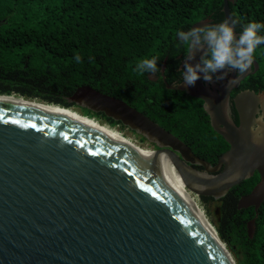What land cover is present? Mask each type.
I'll return each mask as SVG.
<instances>
[{
	"label": "water",
	"instance_id": "95a60500",
	"mask_svg": "<svg viewBox=\"0 0 264 264\" xmlns=\"http://www.w3.org/2000/svg\"><path fill=\"white\" fill-rule=\"evenodd\" d=\"M236 1L224 0V21L233 20ZM203 25L206 20L193 28ZM202 80L167 88L207 105L213 129L230 146L214 168L143 113L91 87L79 88L70 101L154 144L151 156L83 119L0 96V264H237L163 161L198 200H221L258 173L260 182L238 202V209L258 213L264 141L255 143L250 129L264 96H236L235 126L226 117L229 90L214 99ZM247 228L253 237L255 219Z\"/></svg>",
	"mask_w": 264,
	"mask_h": 264
},
{
	"label": "trees",
	"instance_id": "16d2710c",
	"mask_svg": "<svg viewBox=\"0 0 264 264\" xmlns=\"http://www.w3.org/2000/svg\"><path fill=\"white\" fill-rule=\"evenodd\" d=\"M223 7L224 0H0V96L72 109L78 107L72 96L88 86L124 101L182 139L206 141L207 151L218 158L223 139L210 126L201 102L167 85L180 82L183 74L187 48L177 33L203 20L222 23ZM230 8L239 33L251 22L264 24V0H237ZM258 35L264 36V29ZM254 56L260 67L254 76L259 93L264 91V44ZM152 57L158 58L156 74L136 71L138 62ZM152 75L159 80L152 81ZM81 111L123 127L103 113ZM258 181L257 174L220 200L215 228L237 264H264V203L258 213L238 209L240 198ZM253 219L250 237L247 225Z\"/></svg>",
	"mask_w": 264,
	"mask_h": 264
},
{
	"label": "clouds",
	"instance_id": "9594fccd",
	"mask_svg": "<svg viewBox=\"0 0 264 264\" xmlns=\"http://www.w3.org/2000/svg\"><path fill=\"white\" fill-rule=\"evenodd\" d=\"M237 23V20H225L219 24L203 25L177 33L179 41L187 48L183 85L195 86L201 78L213 84L224 80L231 71L242 75L250 69L256 48L264 44V36L258 35L264 29V24L251 22L237 36ZM198 54L200 56L197 60ZM75 59L79 63L81 56L77 54ZM136 71L140 74H156L159 71L158 58L142 59L137 63ZM261 103L264 104V99ZM250 131L255 143L264 141V110L258 113Z\"/></svg>",
	"mask_w": 264,
	"mask_h": 264
},
{
	"label": "flooded vegetation",
	"instance_id": "af4514ba",
	"mask_svg": "<svg viewBox=\"0 0 264 264\" xmlns=\"http://www.w3.org/2000/svg\"><path fill=\"white\" fill-rule=\"evenodd\" d=\"M208 25H215V24H219V23H215L213 20L211 19H208L206 20ZM236 29V27H235ZM237 31V30H236ZM238 35H240L241 33L237 32ZM255 63L258 64L257 62V57L254 56L253 58V64L252 66L250 67L249 69V73L248 75L244 78V79H241V77L243 76V74H239L238 72L236 71H231L228 73V75L226 76V78L224 80H221L219 82H216V83H213V84H208L206 82H204L202 80V85H203V88L204 90L207 92H209V94L211 95L212 98L214 99H219L220 95H221V90L224 89V90H229V96H228V99H227V105H226V117H227V121H229L230 123H232L233 125L235 126H239L240 124V119H239V115H238V112L236 110V107H235V98L236 96L240 95V94H243L245 92H254L260 96H264V91H261V92H256L254 87L257 86V83L255 82L256 79H254V76L258 73L260 67H259V64H258V69H256V66H255ZM183 65H184V62L182 64V67L181 69H183ZM165 67V66H164ZM164 67L162 68V74H163V70H164ZM219 74V73H218ZM245 74V73H244ZM152 79V81H155L157 82L159 80V77L156 76V75H152L150 77ZM253 79V80H252ZM164 80L166 81V78L164 77ZM255 80V81H254ZM234 81V82H233ZM184 81H183V74L182 76H180V82L178 83H175V84H172L173 86H179L181 84H183ZM252 86V87H251ZM181 92H184L185 95H187L188 97L192 98L193 100H196L195 102H201V105H202V108L204 110V112L206 113L208 119H209V124L210 126L212 127V119H211V115L209 114L208 112V107L207 105H205V102L199 98H195V97H191L189 96L185 91H181ZM194 93L195 94H201V90L200 88L199 89H196L194 90ZM221 99V98H220ZM200 105V104H199ZM263 108V105L261 104L260 105V109ZM161 126V125H160ZM162 127V126H161ZM163 128V127H162ZM165 129V128H164ZM213 129V127H212ZM166 130V129H165ZM131 131V130H130ZM167 131V130H166ZM213 131L215 132V130L213 129ZM133 132V131H131ZM169 132V131H168ZM135 135H137L135 132H133ZM171 133V132H170ZM221 139L220 142L218 145L221 146V148H224L223 152H218V158H216V155L213 153V152H210V151H207V143L206 141L203 142V141H197V140H194L193 138L191 137H187L185 139H182L181 136H177L175 134H173L174 136H176L180 141H182L191 151L192 153L197 156L199 159L207 162L212 168L214 167H217L218 165V162L219 160L229 151L230 149V146L229 144L226 142V140L220 136L217 132H215ZM145 142H148L147 140ZM150 145L156 150L157 147L154 145V144H151ZM193 167L201 172H205V169L200 166V165H193ZM258 173H255V175L252 177L254 178ZM259 175V174H258ZM251 179V178H249ZM248 180V179H247ZM246 180V181H247ZM245 182V181H244ZM260 182V176H259V181L257 182V184ZM256 184V185H257ZM242 185V184H241ZM255 185V186H256ZM240 186V185H239ZM254 186V187H255ZM253 189V188H252ZM252 191V190H251ZM248 195V194H247ZM245 196V195H244ZM200 202L202 201L201 198L199 199ZM203 202V201H202ZM201 202V203H202ZM213 202H219L220 204V200H214ZM247 210V209H246Z\"/></svg>",
	"mask_w": 264,
	"mask_h": 264
},
{
	"label": "bare ground",
	"instance_id": "6f19581e",
	"mask_svg": "<svg viewBox=\"0 0 264 264\" xmlns=\"http://www.w3.org/2000/svg\"><path fill=\"white\" fill-rule=\"evenodd\" d=\"M1 98H4V99H8V100H12V101H16V102H20V103H24V104H28V105H32V106H36V107H40V108H44V109H48V110H51V111H55V112H59V113H62V114H65V115H68V116H71V117H74V118H78V119H83L85 120L86 122H88L89 124L101 129V130H104V131H107V132H110L118 137H120L121 139H123V141L140 150L141 152L151 156L152 155V151H149L147 149H143L139 146H137L136 144H134L131 140L125 138L123 135L120 134V132L116 131V130H113L111 129L110 127H107L105 125H102L100 124L98 121H96L95 119H92V118H89V117H86V116H83L82 114H80L79 112L73 110V109H70V108H63V107H60V106H57V105H50V104H47V103H43V102H39V101H31V100H28L26 98H23V97H18V96H8L7 97H1ZM163 166L170 172L173 174L174 178L176 179V181L178 182L179 186H180V189L181 191L187 195L190 200L193 202V204L196 206V208L199 210V212L201 213L202 217L204 218L205 222L207 223V225L210 227V229L212 230V232L215 234V236L217 237V239L219 240V242L222 244V246L224 247V249L226 250V252L228 253L229 255V251L226 247V245L218 238L217 236V233H216V229L214 228V226L211 224V222L209 221V219H207V216L205 215V213L203 212V210L201 209L199 203L197 202V200L193 197L192 194L189 193V191L185 188L180 176L175 172L173 166L171 165V163L167 160L163 161ZM232 256V255H231Z\"/></svg>",
	"mask_w": 264,
	"mask_h": 264
},
{
	"label": "rangeland",
	"instance_id": "374dc122",
	"mask_svg": "<svg viewBox=\"0 0 264 264\" xmlns=\"http://www.w3.org/2000/svg\"><path fill=\"white\" fill-rule=\"evenodd\" d=\"M30 100V99H28ZM31 101H37V100H31ZM73 110L79 112L80 114L83 115L82 111L80 108L76 107V108H72ZM96 121H98L100 124L105 125L107 127H110L113 130H116L118 132H120L121 135H123L125 138L131 140L134 144H136L137 146L143 148V149H147L149 151H154L155 149L150 145L149 142H145L142 141L139 135H135L133 132H131L129 129L127 128H123L121 126H110L109 124H107L104 120L99 119V118H94ZM195 198V196H194ZM197 200V202L199 203L201 209L203 210V212L205 213V215L207 216V219H209V221L211 222V224L214 226V228L216 227L217 223L220 220V216L218 217L216 214V210L219 208V202H210L208 204H205L200 202V200H198L197 198H195ZM220 209V208H219ZM216 229V228H215ZM223 242V241H222ZM225 244V243H224ZM226 245V244H225ZM227 247V245H226ZM228 251L231 253V255L233 256V259L236 261L235 256L232 254V251L227 247ZM237 262V261H236Z\"/></svg>",
	"mask_w": 264,
	"mask_h": 264
}]
</instances>
